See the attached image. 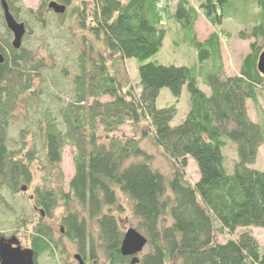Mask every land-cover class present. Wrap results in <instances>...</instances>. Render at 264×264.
<instances>
[{
  "label": "trees",
  "instance_id": "16d2710c",
  "mask_svg": "<svg viewBox=\"0 0 264 264\" xmlns=\"http://www.w3.org/2000/svg\"><path fill=\"white\" fill-rule=\"evenodd\" d=\"M5 1L25 32L14 47L0 5L6 35H0V202L5 203V193L12 197L27 187L30 162L38 159L46 175L44 185H36L30 195L39 212L29 234L34 264L37 256H54L58 249L43 216L50 217L59 206V231L76 244L78 255L95 259L98 243L109 264L132 263V256L120 251L125 230L113 213L124 208L118 193L129 199L136 230L146 238L148 249L140 257L135 254L137 264H264V251L248 230L215 239L216 232L233 233L241 226L264 229V169L252 166L264 142V77L257 69L264 50V0H254L258 10L252 23L248 19L237 31L239 38L251 41L238 73L231 75L223 70L219 32L214 29L204 39L195 32L199 11L214 25L232 15L229 0H198L197 6L176 0L171 9L170 0H55L64 5L62 13L48 6L50 0L41 1L37 9L21 7V0ZM50 15L74 16L91 36L83 37L85 45L76 49L71 73L64 65L58 68L69 79L67 98L42 91L46 63L22 44L32 25L49 28ZM167 17L175 26L174 43L195 52L190 65L151 59L167 34ZM129 58L136 60L135 80L124 70ZM163 87L173 102L157 106ZM183 87L188 108L171 124ZM248 100L255 120L247 112ZM23 101L25 109L20 108ZM17 112L29 118L27 126L40 140L30 148L23 140L28 127L19 128L16 140L9 136ZM140 122L146 123L143 135L170 161L167 176L152 166L138 137L115 134L123 124ZM227 141L236 153L231 171L222 150ZM64 144L75 149L66 189L60 170ZM188 157L196 164L194 181L185 176ZM54 172L57 187L46 183ZM13 222L24 219L14 215Z\"/></svg>",
  "mask_w": 264,
  "mask_h": 264
},
{
  "label": "rangeland",
  "instance_id": "374dc122",
  "mask_svg": "<svg viewBox=\"0 0 264 264\" xmlns=\"http://www.w3.org/2000/svg\"><path fill=\"white\" fill-rule=\"evenodd\" d=\"M41 1L48 0H21V7L37 9L40 6ZM125 1V0H121ZM163 1V0H161ZM176 0H170V9ZM194 6L198 5V0H189ZM46 6L42 7V11L46 12ZM227 10L232 13L229 17H225L220 25H214L199 11L198 17L195 21L196 36L200 39H204L212 30H217L220 34L221 55L223 62V70L226 74L231 75L238 73L239 65L243 56L249 51V42L251 38L243 39L237 36V31L243 26L242 23H246L250 19V24L254 19V14L258 10V7L254 0H229ZM49 28L46 30H40L36 25H32V30L24 35L22 38L23 46H27L39 56H42L46 63V70L43 71V79L45 82L44 89L49 94H55L58 96H64L67 98L69 92L67 91L70 83L69 79L64 77L58 69L61 65L66 66L71 73L73 70L74 57L76 49L83 47V39L91 38L89 32L85 29H81L76 24L74 16L63 17L61 19L56 16L50 15ZM249 17V18H248ZM3 18L0 10V35H5ZM164 27L167 29V34L163 39L162 46L157 53H155L151 59H155L162 63H174V64H189L195 59V52L192 48L179 43H174L176 40V34L174 32L175 26L171 19L168 17L164 20ZM6 36V35H5ZM84 37V38H83ZM86 41V40H85ZM125 71L128 73L130 79L136 78V60L129 58L124 61ZM124 70L120 68V75L123 76ZM198 85L207 90V87L198 79ZM48 95H46L48 97ZM43 96V95H42ZM101 100L108 99V96H102ZM22 102L20 108L25 109L26 103ZM173 102V97L169 90L165 87L160 89V92L156 98V105L163 106ZM260 105L264 110V91L260 97ZM37 105H34V108ZM176 113L171 120V124L178 123L184 116L188 108V93L186 88L183 87L179 100L176 103ZM247 112L249 116L255 120L257 118L256 111L251 101H247ZM29 118H23L21 113H16L12 124L9 128V136L12 137L11 141L16 140L18 137L19 128L28 127ZM146 123L140 122L138 124H123L115 132L119 135L124 133L126 135H135L139 138V142L142 148L150 155L151 164L154 168L161 171L164 175H168L171 166L168 158L162 153V151L152 142L149 136L143 135ZM33 128L28 127V131L24 134V146L30 148L35 145L36 141L40 140L33 136ZM74 147L69 144H64L62 157L60 161L61 179L63 187L66 189L67 182L73 174V161ZM224 163L228 171L232 169V163L236 158L234 146L231 142L227 141L223 147ZM252 166L258 169H264V142L258 147L257 155ZM32 170V180L27 187L19 192H16L12 197L5 193L2 198L4 202H0V236L10 237L16 236L19 244L22 247H30L29 234L31 228L38 219V208L33 207V200L30 195L33 188L36 185H44L43 176L46 175L45 170L41 168L40 161L34 159L30 162ZM185 176L188 180L194 181L198 177L196 164L191 157H188V163L185 167ZM59 176L56 172L52 173L47 179L53 187H57ZM1 199V198H0ZM2 200V199H1ZM118 200L124 207L122 211L113 209V213L118 219V222L123 230L128 227L136 228L137 219L132 214L130 208V201L123 194L118 193ZM62 206L56 207L50 217L43 216V221L49 224L52 228L53 237L56 238L58 243V249L54 252V256L47 253H43L37 256V264H109L105 258L104 252L98 243H95L96 258L90 260L87 254H79L76 244L65 237L60 231L59 226L61 224ZM14 215H19L24 219L23 223L15 224L13 222ZM95 225L92 226L93 231ZM243 230H248L254 235L264 251V229L258 226L237 227L233 233L227 231L216 232L215 239L217 241H223L229 237H236L238 233ZM148 249L145 245L137 256L140 257L143 252ZM179 260H176L173 264H180ZM125 264H137L125 263Z\"/></svg>",
  "mask_w": 264,
  "mask_h": 264
},
{
  "label": "water",
  "instance_id": "95a60500",
  "mask_svg": "<svg viewBox=\"0 0 264 264\" xmlns=\"http://www.w3.org/2000/svg\"><path fill=\"white\" fill-rule=\"evenodd\" d=\"M3 17L7 28L12 32L11 44L18 47L21 37L25 32L24 23L17 21L8 9L5 0H0ZM48 6L55 12L62 13L65 9L64 5L50 0ZM2 57L0 55V61ZM257 69L264 77V50H262L257 58ZM146 243V238L134 227H128L123 234L120 244L122 254L131 255V262H137L138 257L135 255L140 252ZM33 250L31 247H22L16 236L10 237L0 236V264H34ZM76 258L78 254L75 255Z\"/></svg>",
  "mask_w": 264,
  "mask_h": 264
},
{
  "label": "crops",
  "instance_id": "0c3cea01",
  "mask_svg": "<svg viewBox=\"0 0 264 264\" xmlns=\"http://www.w3.org/2000/svg\"><path fill=\"white\" fill-rule=\"evenodd\" d=\"M207 91V90H206Z\"/></svg>",
  "mask_w": 264,
  "mask_h": 264
}]
</instances>
